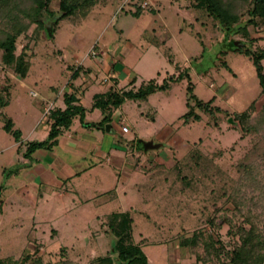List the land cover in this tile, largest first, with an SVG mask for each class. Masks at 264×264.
I'll use <instances>...</instances> for the list:
<instances>
[{"label": "rangeland", "instance_id": "1", "mask_svg": "<svg viewBox=\"0 0 264 264\" xmlns=\"http://www.w3.org/2000/svg\"><path fill=\"white\" fill-rule=\"evenodd\" d=\"M63 1L14 0L18 12L13 6L5 16L20 17L16 64L24 54L31 69L25 87L2 62L0 50V95L10 93L0 113L13 123L8 133L7 120L0 118V259L5 264H122L114 252L116 238L97 221L122 212L131 215L134 244L149 264H231L230 253L251 227L264 242V158L251 163L258 171L255 186L237 184L249 174L246 157L264 141V89L252 57L264 55V19L251 14L255 0H217L236 22L220 21L198 6L201 0H72L68 4L76 13L67 18ZM6 23L2 29L10 32L13 25ZM261 64L264 70V59ZM150 81H168L171 88L113 111L114 123L124 121L121 127L129 133L110 123L95 131L119 147L102 171L101 184L82 189L59 184L61 191L69 188L63 200L50 193L44 201L22 195L27 180L21 161L28 145L22 142L30 131L44 130L53 111L43 109L42 97H49L45 106L60 105L63 95H56L71 91V83L83 93H75L82 107L92 111L94 96L110 85L123 93ZM193 94L209 107H196ZM189 106L198 121L191 116L185 122ZM96 113L98 120L101 111ZM80 124L69 132L79 134ZM195 149L234 177L197 182L198 176L182 168ZM241 161L244 167L238 169ZM176 165L177 183L172 190L162 187L155 176ZM137 171L132 183L130 173ZM118 182L124 188L119 200L98 208L103 191H114Z\"/></svg>", "mask_w": 264, "mask_h": 264}, {"label": "trees", "instance_id": "2", "mask_svg": "<svg viewBox=\"0 0 264 264\" xmlns=\"http://www.w3.org/2000/svg\"><path fill=\"white\" fill-rule=\"evenodd\" d=\"M94 2L95 0H88V2ZM72 2V0H65L62 4V9L64 12V17H70L73 13H76L75 9L72 10V7L68 4ZM15 5L14 0H0V50H3L2 54V62L9 68L14 69V71L22 78H26L29 74V70L31 69V64L24 60V54L19 57L17 64L15 58V45L16 39L20 35V32L23 30L20 23V17L14 16V18H6L9 13H11L12 7ZM200 8L206 7V9L210 12V14L216 16L220 21L229 20L232 22H236L238 18L236 16L229 15L225 10H223L217 0H201L198 4ZM39 7H42L40 4ZM14 11L18 12L17 6H14ZM6 14V15H5ZM253 17H261L264 19V0H255L254 8L251 12ZM141 15V13H140ZM139 14H136L135 17H139ZM85 17V15L83 16ZM7 23H6V21ZM13 25L11 26L10 32H6L3 30V25ZM17 28V29H16ZM3 37V39H2ZM254 60V64L257 68L258 77L260 80V84L264 89V70L261 64V61L264 59V55H254L252 56ZM76 78V73L73 75ZM182 76H179L177 81L182 80ZM174 82L173 80H170ZM171 88V83L168 81H164L163 84H156L154 81H150L148 84H143L138 90H130L124 91L123 93L116 92L114 87L111 88V92L107 95H98L95 97V107L103 110L104 113H107V116L104 118L103 123H107L111 121V112L113 109L120 107L125 101H136L139 103L145 102L149 99V97L158 92H167ZM192 90V88L190 89ZM67 108L65 110L57 109L49 114V120L51 121V131L49 133V137L44 142H32L29 144L27 152L25 154L26 157H31V155L39 149L45 148L49 144H53L56 142L57 138L61 134L62 130L70 129L73 125L74 120L76 118H80L82 123L85 119L86 109L83 107L75 105L74 98L67 97ZM192 98L196 102V107L199 109H207L209 107L210 102L204 103L193 94ZM10 102V93L6 94V96L0 95V109H3ZM192 107V106H191ZM264 115V113H263ZM193 116L195 121L200 119V116L196 114L195 110L190 109L185 115V122L188 123L189 118ZM241 121L245 122V129L249 132H255V127L246 123L245 118L238 116ZM7 120V121H6ZM3 121H6V125L4 130L8 133H13V123L11 120L5 118L3 116ZM15 136L18 134L14 133ZM20 137V136H17ZM264 158V141L260 145H256V148L251 152L247 157V165L248 166V176L244 178L245 181L239 179V186L253 185L256 183V176L258 175V171H256L257 167L253 164L257 159ZM185 161V160H184ZM185 164L182 167L186 172H190L192 177L198 176L196 181L198 182L199 178H204L206 180L211 179L213 182L217 181L220 178H229L234 177L230 174L229 171L224 170L218 162H215L212 157H208L203 154L199 149H195L192 151L190 157L186 158ZM188 163V165H187ZM192 163V164H191ZM194 163V164H193ZM189 164H191L189 166ZM243 162L241 161L237 166L238 169L244 167L242 166ZM258 166V165H257ZM159 168L166 169L165 167L159 166ZM256 168V169H255ZM264 169L262 166L261 170ZM183 170V171H184ZM254 171V173H253ZM180 167L175 166L171 170L164 171V173L158 172L155 176L161 180L162 187L168 186V189L174 187L179 179ZM200 176V177H199ZM232 186L231 188H235V181L231 179ZM228 185H225L223 188L227 189ZM229 188V187H228ZM230 188V189H231ZM225 189V190H226ZM172 190V189H171ZM181 194V193H180ZM233 196V195H231ZM230 196V197H231ZM234 197V196H233ZM239 203V202H238ZM107 226L111 233L116 238V246H115V254L119 257L122 264H149L148 258L145 255L144 251L140 246L134 244L133 239V228L134 221L130 214L121 213L115 214L108 218ZM242 245L234 248L233 253H230L232 256L231 264H264V242H261V237L256 232V229L250 228L249 230L242 231ZM185 240L189 239L188 237L184 238ZM212 244H214L212 242ZM183 245V244H182ZM186 246V245H184ZM256 248V249H255ZM255 249V250H254ZM229 254V253H228ZM255 254L257 258L254 260L252 255ZM0 264H5V262L0 259Z\"/></svg>", "mask_w": 264, "mask_h": 264}, {"label": "crops", "instance_id": "3", "mask_svg": "<svg viewBox=\"0 0 264 264\" xmlns=\"http://www.w3.org/2000/svg\"><path fill=\"white\" fill-rule=\"evenodd\" d=\"M113 75L115 76L114 72ZM26 78L21 79L22 80L21 83L25 87H27V85L23 80H25ZM78 79L79 77L78 78L76 77V80ZM114 79H116V81L118 80L116 76ZM104 83L107 84L106 82ZM69 86H71L72 88L71 91L69 92L64 91L63 93L58 92V94L56 95L57 98L59 97V99L63 95L60 105L56 106L55 103L51 102L50 105L45 106V103L48 104L50 100L48 96L42 97V100L44 102L43 109L46 111L48 108L53 109V111L57 109L65 110L68 104L67 97H71V96L75 100V105L82 107L81 105L82 97L78 98L75 95V93L77 90H78L77 94L82 95L83 93H81L79 88L74 87V84L71 85L70 83ZM111 88L112 85H110V90L108 92L105 91L101 94H96L93 99L95 100V97L98 95L105 96L109 94L111 92ZM73 89L75 91H73ZM37 95L38 93H36V96ZM65 99H66L65 102L67 104L64 103ZM126 102L128 101H125L121 106H123ZM129 102H135V101H129ZM97 110L101 111V113L98 114L100 115L98 117V120H96ZM89 111L86 109L85 119L83 123L80 120V118H76L70 129H67V131L61 133L55 143L49 144L45 148L37 150L29 158L25 156L22 159L23 161H21L22 162L21 165L24 168L23 178L27 180L26 185L21 189V193L24 197L26 195H32L38 200L41 199L44 201L45 196L49 195L50 193V195L55 194L58 198L63 200L68 195L69 188L67 187L69 186L82 189V187L84 188L87 185L92 186L94 184H101L103 182L102 171H104V168L108 166L107 164L109 162H112V160L115 158V153L118 152L117 150L119 149V147L115 145V143L113 142L114 141L113 138H111L112 140H108L107 138H104L102 136L100 138V136H98V134L95 133L96 130H100L101 128L100 125L103 123V120L107 116V113H104L102 109L95 107V103H93V110L90 112ZM113 111L114 109L111 112V121L107 123L117 125L113 121V116H112ZM45 115L47 116V113ZM3 116L4 115L0 113V118L2 121H3ZM92 118L95 120H92ZM88 120L89 121L92 120V122H89ZM79 121L81 123L80 124L81 127L79 126L78 128L79 129L78 131H80L79 134L75 135L69 132L75 126V123ZM123 124L126 123L122 121L120 125H117L121 133H125L123 132L121 127V125ZM113 125L110 126L109 128L110 131H112ZM50 131H51L50 120L48 121V125L44 130H40L39 132H37V129L30 131L28 137L25 139L26 141L23 140L22 142V144H24V142H27L28 144L26 145L25 150L27 151L29 144L32 142L46 141L49 137ZM126 133H129V131ZM16 144L19 143L17 142ZM21 150L22 152H24V149L21 148ZM130 175H131L130 177L131 182L134 183L137 180L138 171L137 173L132 172L130 173ZM59 184L63 186H67L64 191L60 190ZM119 184L120 182H118V184L115 186L114 191H107V192L103 191V195L99 198L102 204L96 205L98 208H101L100 207L101 205L106 204L108 202L119 200L121 192L124 191L123 190L124 188L123 187L121 188ZM43 187H45V189H43ZM95 192L98 193L99 191L95 189ZM1 193L3 194V192ZM38 206L40 205L38 204L37 207ZM65 212L67 217H71L70 214L67 213V209ZM115 214H121V213H110V214L100 215L97 217V221L101 223L103 229L104 228L107 229L105 230L106 234L113 235L107 226V220L110 216ZM98 236L99 234L97 235V237ZM95 257L97 258L98 256Z\"/></svg>", "mask_w": 264, "mask_h": 264}, {"label": "built area", "instance_id": "4", "mask_svg": "<svg viewBox=\"0 0 264 264\" xmlns=\"http://www.w3.org/2000/svg\"><path fill=\"white\" fill-rule=\"evenodd\" d=\"M47 113H49L50 111L48 110V111H46ZM122 130H123V132H128L129 131V128L127 127V126H124L123 128H122Z\"/></svg>", "mask_w": 264, "mask_h": 264}, {"label": "water", "instance_id": "5", "mask_svg": "<svg viewBox=\"0 0 264 264\" xmlns=\"http://www.w3.org/2000/svg\"><path fill=\"white\" fill-rule=\"evenodd\" d=\"M50 35L53 36V33H51ZM150 147H152V145H150V144L145 145V148H150Z\"/></svg>", "mask_w": 264, "mask_h": 264}]
</instances>
